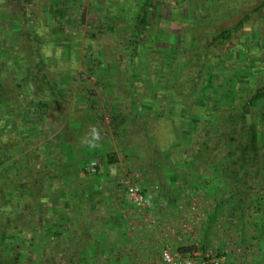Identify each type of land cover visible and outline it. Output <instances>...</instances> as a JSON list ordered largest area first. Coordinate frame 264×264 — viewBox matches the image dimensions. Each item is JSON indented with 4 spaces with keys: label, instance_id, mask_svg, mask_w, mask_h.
Here are the masks:
<instances>
[{
    "label": "rangeland",
    "instance_id": "obj_1",
    "mask_svg": "<svg viewBox=\"0 0 264 264\" xmlns=\"http://www.w3.org/2000/svg\"><path fill=\"white\" fill-rule=\"evenodd\" d=\"M121 1L84 0V14L78 24L86 27L99 20L101 27L97 36L77 32L76 36H63L57 42L55 39L59 36L49 35L47 29L37 31L39 27H34L35 35L38 33L43 37L44 34L45 44L33 48L26 33V19L20 17L21 11L9 5L7 0H0V93H4L0 105V264H161V238L151 234L146 237L143 231L138 230L141 224L124 196L122 184L117 187L119 197L113 193L115 184L122 180L124 174L132 172L130 167L140 173L143 194L153 210L162 209L161 202L154 200L162 196L165 185L171 186L170 189L180 186L175 205L186 188L201 189V195L194 197V212L198 218L195 232L200 244L205 227L210 225L207 246L213 244L225 251L232 264H264V177L259 175L252 182L242 179L240 185H236L232 172H225L224 180H209L204 172L209 167L204 162L212 154L220 159L224 153L223 149L216 147L213 153L202 151L200 163L192 167V172L178 169L179 166L184 168L181 161L183 151L189 157L198 156L205 129L211 127V119L204 112L203 104L213 106L212 110L217 115L224 107L235 103L227 100L229 94H236L239 98L251 87L249 82L254 80L250 76L256 75L257 87L264 84V0H156L154 17L149 19L146 31L156 41L152 44L147 38L145 45L148 48L153 46L163 50L170 41L181 38L182 41L193 42L196 51L206 46L214 33L246 18L242 29L224 48L220 50L215 45H208L215 50L210 53L211 66L206 64L197 69L191 66L182 72L177 92L182 94V98H187L190 111L199 118L187 122L188 126L192 123L194 129L189 137V146L184 150L180 143L187 138V135L183 136L184 121L176 119L171 125L169 117L160 114L159 119L155 115L161 108L157 104L164 101L162 98L163 102H156L159 96L154 92L168 90L167 70L153 68L156 79L152 75L147 79L154 90H150L151 86L146 82H134L129 97L130 101L142 106L139 107L141 116L130 124L129 135L120 146L116 145L115 141L119 140L113 138L106 124L114 115L109 100L115 95L116 85L125 92L131 89L130 65L123 59L125 53H112L126 44L130 29L126 16L133 14L130 1L126 3L125 12L120 11ZM110 13H116L114 32L107 31L105 19L100 18L101 15L110 16ZM72 38L77 43L71 42ZM50 40L54 43L49 44ZM31 46L37 52L45 50V56L50 57L39 60L40 65L37 59L29 62L25 59V50ZM61 56H69L71 61L67 59L66 63L54 64L53 59L59 61ZM146 58L151 61H144ZM10 60L16 68L18 61H22L25 68L17 70ZM150 62L165 64L168 59L163 52L159 54L156 51L153 57L146 55L141 65L146 68ZM141 67L135 69L139 74ZM147 71L151 72L146 68ZM42 73L54 83L53 79L59 78L58 84L60 76L67 79L61 98L42 99L48 105L45 108L34 104L37 101L32 94L35 88L32 75L41 77ZM20 74L26 76L23 82L19 81ZM81 74L94 76L95 84H80ZM77 78L78 85L82 87L79 90L72 89ZM69 82H72L70 86ZM191 82L193 86H190ZM90 91L95 93L89 96ZM5 98L9 99L7 102L12 108L3 104ZM128 101L126 98L124 102ZM84 105L94 110L92 122L85 112L87 107L80 108ZM106 108L111 110L108 116ZM260 109H264L263 104H260ZM69 118L77 121L74 128L68 126ZM97 121L100 126L93 130ZM83 125L86 132L82 136ZM90 132L91 143L104 146L98 154L106 157L101 155L98 162L82 151L81 154L68 152L69 159L60 157L57 143L74 142L79 138L89 143ZM151 133L155 148L149 140ZM26 139L30 140L28 146ZM80 156V168L92 161L97 165L100 163L96 173L87 177L76 172L78 159L74 158ZM155 161L160 172H164L163 175L161 173L162 179L159 184L146 183L153 178L144 176L143 172H154L152 165ZM212 161L216 163L215 159ZM44 166L52 172L40 178ZM65 172L69 173L64 177ZM41 184L46 187L42 188ZM237 187L241 191L240 206L233 212L229 196ZM187 197L192 198L191 195ZM240 211L242 220L239 219ZM190 242L186 239L177 245V252L186 255L192 249Z\"/></svg>",
    "mask_w": 264,
    "mask_h": 264
},
{
    "label": "trees",
    "instance_id": "obj_2",
    "mask_svg": "<svg viewBox=\"0 0 264 264\" xmlns=\"http://www.w3.org/2000/svg\"><path fill=\"white\" fill-rule=\"evenodd\" d=\"M107 1L108 0H106V2ZM129 1L131 2V5L129 7L131 8L133 14L131 17L126 16L127 21L129 22L127 24L130 25V29H128V35L125 38L126 44L121 45L119 49L113 50L112 53H119V51L125 53L123 59H126L129 62V68L131 71L130 90H133L134 82L141 81L149 84V76L152 75V78H154L156 75V72H154L155 74H153V68H158L159 70H167L166 72L169 79V83L167 86L168 90L164 91L163 89L154 92L159 96V98H157L158 100L154 99L156 102L159 101L161 103L164 101L161 104H157V107L160 106L161 108L159 112L155 113V115L156 117H159V119L161 118L160 114L169 117L168 119L172 121L171 125L175 124L174 121L176 119H182L184 121L182 122L185 127V135L183 134V136L185 137L187 135V138H184V141L180 142L182 144V150H184L187 146H189V137L194 129V125L191 123L188 126L187 122L189 120L192 121L193 119L199 120V118L195 117L190 111L191 106L186 103L187 98H182V94L177 92V86L180 79L182 78V72H184L183 70L185 68L191 66L195 67L196 69L205 67L206 64H209L211 66L213 62L210 61V53H213V51L215 50H211L208 45H215V48L220 50L224 48L229 43L231 38L234 37L242 29L246 18L245 20H239L229 28L214 33L210 36L208 44L203 48L197 49L196 51L194 49L195 46L193 45V42H185L180 40L181 38H179L177 41H170L168 43V47L164 48L163 50L159 48L155 49V47L153 46H150V48H148V46L145 45V41L147 40V38L149 39V42H152V44L156 41L155 37H153L151 34H146L149 24L148 21L149 19H151V17H154V7L156 0H123L121 1L122 3H119V9L121 12H125L126 3H128ZM7 2L9 3V5L15 6L17 10L21 11L22 15L20 17H25L26 33L30 37L28 38V41L32 43L33 48L35 45L45 44V40H43L44 34L43 37H41V35H38V33H36L37 35H35L33 32L34 27H39L37 31H43V29H47L49 35H52L53 33L54 36H59V38L55 39L58 42L60 37H70L69 32L71 28H73L77 22H80L75 20V6L79 2V0H7ZM35 5L37 6L34 7ZM110 14V16L101 15L100 18L105 19V27L107 28V31L114 32L116 13ZM64 31H67L68 33L65 32V35ZM194 41L197 42L195 39ZM71 42L77 43L75 38H72ZM52 43H54V40L49 41V44ZM63 45L64 44H62V46ZM143 47H147L148 50L143 49ZM31 48L32 46L25 50V59H28L29 62H31V60L32 62H36L37 59V64L40 65L39 60L50 57L49 55L45 56V50H40L39 52H37L32 50ZM156 51L159 54L163 52L166 55L168 62L165 64L159 62H150L149 66L146 68H148V70L151 72H145V65H141L142 60L144 59V57H146V55H148V57H153ZM65 59L70 58L69 56H66ZM147 60L151 61L147 58L144 61ZM141 66H144V68H142ZM137 67H141L140 74L135 70ZM200 73L201 71L199 72V74ZM41 75V77H35L34 75H32L31 80L35 85L32 94L34 99L36 98L37 101L34 102V104L45 108L48 105L46 104V102H42L43 98L48 97L52 100H57L58 98H61L63 96L65 89L61 84L54 83L45 73H42ZM255 76L249 77L250 79L254 80V82H251L250 80L249 83H251V87L247 91L243 92L242 96L240 95L238 98L236 94L228 95L227 100L234 101L235 103L231 105L229 104L224 107L225 109L223 108L222 113L215 115L216 113H214L212 110L213 106H209L207 105V103L203 104L204 106L202 105L204 112H207L211 119V122L209 123L211 127L210 129L201 128L202 130L205 129V138L200 145L201 148L199 150L198 156L189 157L183 151L181 161H183L182 163L184 166H182L184 168L179 166V170L192 172V167L200 163V154L202 153V151H210V153H213V150H215L216 148H221L224 150V153L221 155L220 159H216V156L212 154L211 158L208 161L204 162L209 167V170L204 172H215V174H212L210 177H208L209 180L211 179L212 181H214L220 178L223 179V175L225 174V172H232V179L236 185H240V181L242 179H248L252 182L254 179H257L259 175L264 177V154H262L264 152V109H260V104L264 105V84L260 87H257ZM142 77H144V79ZM191 83L190 86H193L194 83ZM152 86L150 87V90L153 89ZM180 88L183 89L182 86H180ZM2 94H4L3 91L2 93H0V105L2 104ZM190 99H192L191 95ZM7 100L9 99H6L4 103L6 105H10L11 103L7 102ZM140 106L141 105H139L137 102L135 103L131 101V111H134L135 114L140 113ZM6 114L8 115V113ZM256 117H259L258 121L256 120ZM125 125L122 123L120 124V126L118 125L117 128L118 131H120V134L125 133ZM150 135L151 136L148 135L150 143H152V146L155 148L154 137L152 133ZM25 141L26 146L30 145L29 139H26ZM209 148H211L212 150H209ZM174 150H176V147ZM212 159L216 160L215 164L213 163ZM156 161L152 165V170L154 172H160L159 168L157 167ZM47 169L48 168L44 166L40 178L49 173L47 172ZM80 172H82L84 176L89 175L83 170V167L80 169ZM68 173L69 172H65L64 177L68 175ZM243 184H245L244 181ZM168 185L170 186L171 184ZM41 186L42 188L46 187V185L44 184H41ZM170 187H167V185H165L162 196H157L154 200V202H161V207L163 209H174L176 206L175 196L178 195L180 186H178V188L176 189H170ZM51 188L54 189L56 187L52 186ZM70 188L72 189L71 185ZM240 194L241 191L237 187L234 189L233 194L229 196V201H231L232 203L230 207L233 212H235L236 209L240 206ZM220 203L221 201L219 200V204ZM219 204H217V206ZM240 213L241 216H239V219L242 220V211H240ZM209 232L210 225H207L201 236L200 246L202 249L207 247V235Z\"/></svg>",
    "mask_w": 264,
    "mask_h": 264
},
{
    "label": "built area",
    "instance_id": "obj_3",
    "mask_svg": "<svg viewBox=\"0 0 264 264\" xmlns=\"http://www.w3.org/2000/svg\"><path fill=\"white\" fill-rule=\"evenodd\" d=\"M84 8L85 2L84 0H80L75 6V20H80L81 16L84 14ZM100 27L99 20L92 21L90 24H87L86 27L85 25L80 27V24L77 22L76 25L71 28L69 34L76 36L77 32H85L89 36L91 34L97 36L98 33H100ZM65 32L68 33L67 31ZM79 77L81 81L80 84L86 82L95 84L96 82L94 76L81 74ZM73 88L78 90L82 89V87L78 85V78L72 89ZM94 93L95 91H90L88 95L91 96ZM105 110V114L108 116L111 110L109 108H106ZM98 125L100 126L99 121L95 123L93 130ZM97 168V162L92 161L88 163L87 166H84L83 170L88 174H94L96 173ZM130 170L132 172L127 171L122 177V180L115 184L113 193L115 196H118L119 189L117 187L122 184L124 196L132 205L135 216L137 217V220L139 219V224H141L138 230L143 231L144 234H146V237L149 236L148 234H151L152 236L156 235L161 238L162 246L159 250L161 264H232L225 251L220 250L213 244L202 249L200 241L197 239L195 227L197 226L198 218L194 212L196 208L194 197L201 195V189L186 188L173 210L163 208L153 210L150 204L147 203L143 194V180L140 173L134 169L132 170V167H130ZM187 195H191L192 198L189 199ZM170 214H172V216ZM186 239L192 241L190 242V247L192 249L186 255H183L177 252L176 249L178 248L177 245L180 246L186 241Z\"/></svg>",
    "mask_w": 264,
    "mask_h": 264
},
{
    "label": "crops",
    "instance_id": "obj_4",
    "mask_svg": "<svg viewBox=\"0 0 264 264\" xmlns=\"http://www.w3.org/2000/svg\"><path fill=\"white\" fill-rule=\"evenodd\" d=\"M10 61H11V64L15 67V63L13 62V60H10ZM70 61H71V59L69 60V62ZM53 62H54V64H55V62L56 63L58 62L60 64L61 63H66L67 62V59H65L64 56H61V58H60L59 61H56L55 59H53ZM17 66H18V68L15 67L17 70H19V68H21V67H24L25 68V64H23L22 61H18V65ZM19 76H20L19 77V81H21V82H23V79L26 78V76H22L21 74ZM53 80H55L56 83H57V78H54ZM66 80L67 79L65 77H63V76L61 77L60 76L59 84H61L62 87H64V89H65V82H66ZM70 81H72V80H70ZM71 83L72 82H69L68 85L70 86ZM115 88H116L114 90L115 91V95L113 94V97L109 100V102L111 103V106L113 108V111H114L112 114H114V115L108 121H106V124L109 125L110 130H111V135L113 136V138H115V140H119V141H115L114 140L115 143H116V145L117 146H120L121 143L125 140L124 138H126V136L129 135V129H130L129 127L131 126L130 124L132 122L136 121V118L137 117L140 119V116L141 115H140V113H138V114L136 113L135 114L134 111H131V101H130V97L129 96L132 95L131 94L132 90L128 89L129 92H128V90H126L127 92H125V91L121 90V88L117 87V85H116ZM108 89H110V88H108ZM111 89H114V88H111ZM84 92H86V91H84ZM124 92H125V94H124ZM126 98H129V101L128 102H124ZM3 104L6 105L5 103H3ZM75 105L76 106L78 105L77 102L75 103ZM10 107L12 108V105L11 104H10ZM84 107H87V110H85V112L88 113V116L90 115L89 116V120H90L89 122H92L93 115H95L93 113L94 110L91 109L89 106H85V105L82 106V107H80V108L82 109ZM126 110H127V112H126ZM70 118H69V124H68V126L74 128V125H75V123L77 121H75V118H72V119H70ZM66 123H67V121H66ZM121 123L124 124V125L126 124L125 125L126 131L123 134H120L119 133L120 131H118V128H117L118 125L120 126ZM106 124H104V125H106ZM83 127H84V132L82 133V136L86 132L85 125H83ZM89 127H88V130H89ZM97 127H99V125ZM89 131H91V130H89ZM91 133L92 132H90V134H89L90 135V138H88V140L90 141L89 143H87L85 140H82L81 138L75 140L74 142L73 141L72 142H62L60 144L57 143L56 146H57V149L58 150L57 149L56 150L59 152L60 157L61 158L64 157V159H66L68 157V159H69L68 152H71V153L74 152V154L75 153L81 154V151L84 152V153L87 152V154L91 157V160H96L98 162H99V159H101V157H102L101 155H103V156L106 157V155H104V154H98L100 152L99 151L100 149H102V150L104 149V146H101L100 147V146H98V143H97V145L94 144V143H91L92 142V140H91L92 134ZM73 137H75V136H73ZM51 146L53 147V144ZM66 155H68V156H66ZM74 159L75 160L78 159V162L76 164V166L78 168H77L76 172L80 173V169L82 168V167L80 168V165H81L82 162L79 161V159H82V157L80 156V158H74ZM113 160H114V157H113ZM107 163L109 164V161L108 160H107ZM98 165L100 166V163H98ZM48 170L49 169H47V172H52V169H50L49 171ZM102 173L103 172H101L100 175ZM143 173H144V176H151L153 178L152 181L151 180H148L146 183L152 182L153 184H159V181H161L162 175L164 174V172H143ZM161 173H162V175H161ZM212 174H214V173L213 172H207V173L205 172L206 178L210 177ZM81 175L83 176L82 172H81ZM183 177H184V175H183ZM166 182L167 181H165V184H166ZM145 188H146V185H145Z\"/></svg>",
    "mask_w": 264,
    "mask_h": 264
},
{
    "label": "clouds",
    "instance_id": "obj_5",
    "mask_svg": "<svg viewBox=\"0 0 264 264\" xmlns=\"http://www.w3.org/2000/svg\"><path fill=\"white\" fill-rule=\"evenodd\" d=\"M94 135H96V134H94Z\"/></svg>",
    "mask_w": 264,
    "mask_h": 264
}]
</instances>
